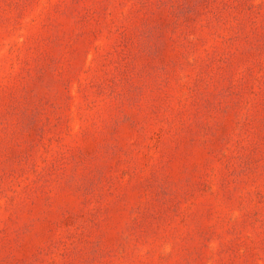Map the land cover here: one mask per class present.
<instances>
[{"label":"rangeland","instance_id":"1","mask_svg":"<svg viewBox=\"0 0 264 264\" xmlns=\"http://www.w3.org/2000/svg\"><path fill=\"white\" fill-rule=\"evenodd\" d=\"M0 264H264V0H0Z\"/></svg>","mask_w":264,"mask_h":264}]
</instances>
